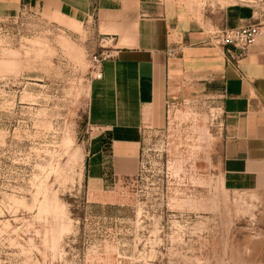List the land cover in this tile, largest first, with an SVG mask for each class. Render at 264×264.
I'll use <instances>...</instances> for the list:
<instances>
[{
	"label": "rangeland",
	"instance_id": "374dc122",
	"mask_svg": "<svg viewBox=\"0 0 264 264\" xmlns=\"http://www.w3.org/2000/svg\"><path fill=\"white\" fill-rule=\"evenodd\" d=\"M175 1L210 39L231 4L264 18V0ZM100 53L88 20L0 19V264H264V196L222 186L217 89L184 83L165 128L143 132L138 173L88 191Z\"/></svg>",
	"mask_w": 264,
	"mask_h": 264
},
{
	"label": "crops",
	"instance_id": "0c3cea01",
	"mask_svg": "<svg viewBox=\"0 0 264 264\" xmlns=\"http://www.w3.org/2000/svg\"><path fill=\"white\" fill-rule=\"evenodd\" d=\"M22 6L88 20L100 51L111 55L92 85L90 193L138 173L143 132L165 128L170 97L190 82L221 98L224 190L264 196V18L257 7L224 10L222 28L262 26L256 42L233 58L212 46L208 25L175 0H0V19Z\"/></svg>",
	"mask_w": 264,
	"mask_h": 264
},
{
	"label": "built area",
	"instance_id": "2783aa9c",
	"mask_svg": "<svg viewBox=\"0 0 264 264\" xmlns=\"http://www.w3.org/2000/svg\"><path fill=\"white\" fill-rule=\"evenodd\" d=\"M23 7L27 8L26 6ZM261 34V24L259 22L250 23L242 25L239 28L233 30L223 28L213 35V37L210 39V43L212 46L226 50L231 55V57H233V55H236L237 50L240 52L247 51L256 42L257 38ZM110 57L111 55L108 52L102 51L93 58L96 79H102V64Z\"/></svg>",
	"mask_w": 264,
	"mask_h": 264
},
{
	"label": "water",
	"instance_id": "95a60500",
	"mask_svg": "<svg viewBox=\"0 0 264 264\" xmlns=\"http://www.w3.org/2000/svg\"><path fill=\"white\" fill-rule=\"evenodd\" d=\"M240 51H238V53H239Z\"/></svg>",
	"mask_w": 264,
	"mask_h": 264
}]
</instances>
